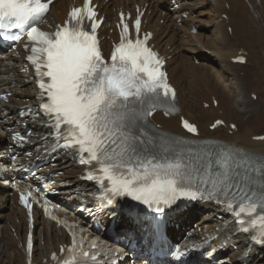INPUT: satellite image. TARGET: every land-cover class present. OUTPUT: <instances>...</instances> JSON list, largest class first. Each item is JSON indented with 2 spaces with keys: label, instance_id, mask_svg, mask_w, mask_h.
Segmentation results:
<instances>
[{
  "label": "snow or ice",
  "instance_id": "6c2138e0",
  "mask_svg": "<svg viewBox=\"0 0 264 264\" xmlns=\"http://www.w3.org/2000/svg\"><path fill=\"white\" fill-rule=\"evenodd\" d=\"M51 3L0 0V35L16 40L11 30H26L31 45L27 59L38 76L41 109L63 140L58 146L80 154L81 163L94 164L98 175L89 179L98 180L113 197L157 205L180 197L207 198L238 209L237 215L249 219L237 223L244 232L254 230L253 239L264 246V155L228 149L213 161L215 154L209 151L207 157H194L207 159L200 167L179 156H162L149 117L161 108L171 114L176 90L168 83L164 61L148 44L149 34L140 37V19L133 36L121 17L120 41L106 60L96 35L101 21L91 0L73 7L54 31H45L38 24ZM182 126L198 134L197 126L183 118Z\"/></svg>",
  "mask_w": 264,
  "mask_h": 264
},
{
  "label": "bare ground",
  "instance_id": "6f19581e",
  "mask_svg": "<svg viewBox=\"0 0 264 264\" xmlns=\"http://www.w3.org/2000/svg\"><path fill=\"white\" fill-rule=\"evenodd\" d=\"M69 1L80 0H58L52 7L55 20L61 19V14H57V11L63 12ZM95 1L99 5L98 9L105 15L106 21H109L113 8H127L131 0H109L108 3H104V0ZM136 1L141 5L147 3L151 10L145 28L154 30L159 28L154 34L153 41L161 47L162 53L172 56L166 66L170 72L168 76L170 82L177 89V104L181 115L196 124L200 138L218 139L245 153L264 155V142L251 141L253 137L264 135L258 133V129L264 125V0ZM172 1L178 5V9H173ZM161 14H164V17ZM184 16H187V19H182ZM162 17L166 24L161 27L159 20ZM180 19L184 30L176 28L179 27L177 22ZM193 28L197 30L195 35L190 34ZM182 31H185V35H182ZM107 33L108 29L103 25L102 34ZM176 41L179 48L175 44ZM201 52H208L211 55L206 59L202 57V60L211 64L210 71L205 65L197 67L192 62L193 59L200 58ZM241 52L247 55L246 64L231 65L230 60ZM19 70L20 62L11 54L6 56L5 61L0 62V97L12 93L10 104L0 100L2 128L10 126L14 120H8L7 117L14 116L13 110L16 105L33 104L35 92L33 82ZM241 73L244 74L242 77ZM252 95H257L256 102L252 101ZM210 97L216 99V109L213 108ZM203 103H210L207 110L203 109ZM220 110L221 116L218 115ZM154 119L164 130L188 138L179 128L177 118L164 120L161 116L155 115ZM218 119L225 121L226 127L209 131L208 127ZM229 124H235L237 129L235 133H230ZM32 129L42 132L39 137L47 133L36 126ZM43 143L38 142L33 146ZM0 145L11 147L3 129L0 130ZM32 147L29 151H32ZM80 170L67 157H63L62 161L55 160L53 165L48 164L42 173L55 175L53 191L60 192L71 202H77L80 199L77 191H87L80 188L81 183L77 180ZM60 172L63 173L56 176ZM3 188L0 185V235H2L0 264H25L23 254L27 231L25 213L19 209L17 198H12L11 193ZM204 208L206 215L198 217L201 219L200 226H208V229L217 227L219 209L211 206ZM195 214V211L190 210L185 218L189 220ZM35 215V226L39 229L34 240L38 239L39 243L36 246L34 244L33 263L40 264L58 244L64 242L65 234L56 225L44 219L40 211L36 210ZM182 224L181 228L187 227V222L183 221ZM41 243H44V246H39ZM237 245L239 251L230 256L234 261H238L243 255L245 240H239ZM262 256V253L255 256L253 250L248 257L249 264H264ZM245 262L246 260L240 259L237 263Z\"/></svg>",
  "mask_w": 264,
  "mask_h": 264
},
{
  "label": "rangeland",
  "instance_id": "374dc122",
  "mask_svg": "<svg viewBox=\"0 0 264 264\" xmlns=\"http://www.w3.org/2000/svg\"><path fill=\"white\" fill-rule=\"evenodd\" d=\"M194 17V16H193ZM176 28H178V29H183V27H176ZM184 30V29H183ZM172 32H176V31H172ZM182 35H185V31H182ZM175 44L177 45V48H179L178 47V43H177V41L175 42ZM204 57V59H206V57H208V55L207 56H203ZM200 60L199 61H196V62H194V65L195 66H199L200 64H202V65H206V67H208L207 69L208 70H211V64L210 63H208L207 61H205V60H202V57L200 56ZM252 125H254L255 127H256V125L255 124H252ZM259 133H264V125H263V127H260L259 129ZM0 239H1V237H0ZM39 243V242H38ZM38 243H37V245H38ZM39 246H44V243H41V245H39Z\"/></svg>",
  "mask_w": 264,
  "mask_h": 264
}]
</instances>
